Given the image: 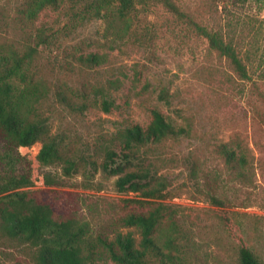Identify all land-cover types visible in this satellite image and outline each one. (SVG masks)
I'll use <instances>...</instances> for the list:
<instances>
[{"label":"rangeland","instance_id":"rangeland-1","mask_svg":"<svg viewBox=\"0 0 264 264\" xmlns=\"http://www.w3.org/2000/svg\"><path fill=\"white\" fill-rule=\"evenodd\" d=\"M25 1L0 0V43L20 53L28 45L36 48L30 69L34 80L47 89L38 113L47 119L50 133L62 140L65 155L79 167L66 176L62 165L39 164V141L21 146L18 151L30 163L29 188L46 189L50 198L55 194L47 188L60 192V197L73 192L72 204L90 221L93 234L111 238L118 230L131 231L138 242L137 229L120 225L130 209L121 199L141 196L118 191L115 182L123 173L107 174L101 163L106 147L121 156L117 132L130 123H147L155 106L186 132L176 140L142 147L127 164L126 171L142 165L165 184L163 199H149L145 208L137 210L162 201L176 211L186 232L185 238L176 239L180 250L172 251L178 264H238L242 243L264 259V0H174L197 23L233 44L246 78L233 70L225 56L210 49L207 39L187 21L162 5L140 8L132 29L141 38L130 41L129 35L111 40L103 19L63 29L65 14L47 10L30 21L22 13ZM42 25L59 30L50 44H36L34 33ZM92 50L104 53L106 59L88 67L79 56ZM109 79H118V88L108 90L116 108L105 112L95 89L107 86ZM60 88L74 105L84 104L85 109H71L61 102L56 96ZM161 90L166 91L163 99L158 95ZM222 143L244 153L243 178L228 172L217 151ZM44 173L54 174L56 182L45 185ZM211 194L224 205H215ZM0 264L32 262L25 247L0 239Z\"/></svg>","mask_w":264,"mask_h":264},{"label":"trees","instance_id":"trees-1","mask_svg":"<svg viewBox=\"0 0 264 264\" xmlns=\"http://www.w3.org/2000/svg\"><path fill=\"white\" fill-rule=\"evenodd\" d=\"M154 5H162L180 19L187 21L196 33L207 39L210 49L228 59L233 70L241 78L248 76L233 44L226 41L217 31H211L197 23L182 11L174 0H26L22 13L30 21L47 10L65 14L67 22L63 29L67 28L68 24L74 26L94 18L103 19L106 21V35L111 36V40L129 35L128 40L133 41L141 38L135 36L137 33L132 29L140 8L147 9ZM58 16L55 19H58ZM48 30L52 32H47ZM58 32L59 30L52 26L37 27L34 33L36 44H50ZM132 35L134 38H131ZM35 51L36 48L30 45L22 53L12 46L0 45L2 243L25 247L29 251L32 264H96L101 260L106 264H167V261L178 264L172 251L180 250L176 239L185 238L186 232L176 219V211L162 201L147 209L137 210L140 206L145 208L146 203L150 202L149 199L161 200L166 196L163 192L164 182L152 176L150 170L142 165L128 171L125 168L131 164V158L137 156L142 147L176 140L186 129L174 125L161 109L154 106L150 109L147 123H130L117 132L121 156L106 147L101 169L112 175L123 173L116 179L117 190L138 192L141 196L121 199L130 209L120 218V225L138 230L140 240L136 242L131 231L118 230L111 238L101 233L93 234L90 221L72 204L71 198L75 199L73 192H68V197H60V192L47 188L48 192L55 194L50 198L46 189L37 191L29 188L32 185L30 163L18 151L21 146L29 147L39 141L41 146L36 154L39 164L62 165V173L66 176L77 172L79 168L75 159L65 155L62 140L50 133L47 119L38 113L37 105L42 101L47 89L41 81L34 80L30 69L32 54ZM105 59L104 53L93 50L79 56V60L88 67L98 66ZM117 81L118 79H109L107 86H97L95 89V92L102 96L100 106L105 112L116 108L113 100L108 98V90L118 88ZM158 95L163 99L166 91L161 90ZM56 96L71 109H85L84 104L74 105L76 103L72 102L71 96L61 88L56 90ZM217 151L224 159L228 172L234 173L238 178L245 176L247 161L244 153L238 152L227 143H222ZM43 179L45 185L56 182V176L51 173H44ZM210 200L215 205H224V201L214 194L210 195ZM56 204H61L64 208L60 209ZM164 218L168 219L166 223H163ZM164 248L168 250L164 251ZM238 264H264V259L242 243L238 249Z\"/></svg>","mask_w":264,"mask_h":264}]
</instances>
